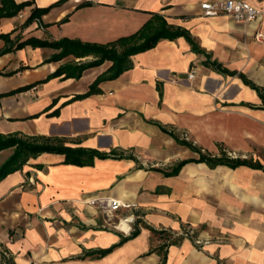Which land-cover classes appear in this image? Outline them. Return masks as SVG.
<instances>
[{
    "label": "crops",
    "instance_id": "1",
    "mask_svg": "<svg viewBox=\"0 0 264 264\" xmlns=\"http://www.w3.org/2000/svg\"><path fill=\"white\" fill-rule=\"evenodd\" d=\"M13 1L30 4L0 19V36L9 35L12 47L30 38L105 45L159 15L187 31L200 52L184 37L161 39L131 56V69L82 98L111 62L78 79L41 83L58 68L93 57L54 61L60 50L30 45L0 55V135L106 155L79 166L44 152L5 176L0 251L15 264H264L263 171L188 162L167 175L200 156L181 140L202 153L225 151L264 165L261 99L239 76L210 66L215 61L264 89V19L242 24L227 15L205 17L200 5L216 0ZM246 1L264 10V0ZM6 46L0 37V52ZM13 150L0 151V166ZM102 198L128 206L106 216L90 204ZM137 220L135 238L95 257L129 236ZM186 229L207 243L195 246L182 236Z\"/></svg>",
    "mask_w": 264,
    "mask_h": 264
},
{
    "label": "trees",
    "instance_id": "2",
    "mask_svg": "<svg viewBox=\"0 0 264 264\" xmlns=\"http://www.w3.org/2000/svg\"><path fill=\"white\" fill-rule=\"evenodd\" d=\"M30 4L29 1L16 4L13 0H0V19L10 18L16 16L24 7ZM47 9H42L39 11H32L31 15L27 21H33L37 18V12L42 13ZM4 39L6 47L0 52V55L4 53L11 52L16 49H21L26 45L32 47H48L55 50H60V52L53 56L54 61L60 60L65 56L73 55L75 58H85L92 56L93 60L88 62H80L79 64H68L58 68L54 73L49 75L41 83H45L48 80L60 77L63 75L64 79L74 78L78 79L82 72L102 65L105 61L111 62L110 67L101 75H99L94 82L90 85L89 91L77 98L87 97L94 93H98V85L103 81L113 80L119 77L123 72L131 69L132 62L131 56L147 51L155 47L161 39L174 40L178 37H184L187 42L191 45L192 49L200 52L196 46L194 40L191 38L189 33L182 29H174L169 26L166 21L159 15H152L151 18L133 35L120 38L114 42H110L105 45L97 44H84L79 41L61 39L54 42L41 41L38 39L30 38L24 42L17 44L15 47L10 46L9 35H1ZM211 67L217 71L234 76L237 75L243 81V83L249 86L251 89L255 90L261 99V108L264 110V89L255 85L253 82L248 80L245 75L237 72L228 71L221 66V64L213 61L210 64ZM30 88V86L20 88L18 91H24ZM181 145L189 147L191 150L199 153V158L197 160H186L182 161L175 167L168 176L176 175L181 167L188 162H202L208 165L210 168L216 166H226L228 168L234 169L239 166H247L252 169L261 170L264 172V165H262L258 160L254 161L252 158H230L225 152L220 151L219 155H211L202 153L199 148L195 147L192 143L185 140L180 141ZM13 148V153L10 157L0 166V181L8 174L20 170L23 165L27 163L30 158H35L41 153H58L65 155V163H70L74 165H85L91 164V159L93 157H98L100 159L105 158L106 155L93 150L84 149H71L60 145H52L49 143H38L35 140H29L17 137L16 135H0V151ZM84 157L89 158L87 163H84L82 159ZM140 223L139 220L136 221L135 226L129 236L122 238L121 241L111 246L107 249H101L96 252L97 258L104 257L110 253L115 247L121 245L122 243L135 238L139 234V229L136 227ZM160 235H164V238L169 237L168 234L159 232ZM164 246L160 249L162 250ZM0 264H15L10 256H7L4 251H0Z\"/></svg>",
    "mask_w": 264,
    "mask_h": 264
},
{
    "label": "built area",
    "instance_id": "3",
    "mask_svg": "<svg viewBox=\"0 0 264 264\" xmlns=\"http://www.w3.org/2000/svg\"><path fill=\"white\" fill-rule=\"evenodd\" d=\"M200 9L205 17H216L220 15L230 16L235 22L242 24L260 23L264 19V10L253 7L246 0H216L213 2H204L200 5ZM261 34L257 33L256 38H261ZM189 79L194 77V71L187 75ZM230 158H236L233 153L225 152ZM91 205H97L106 216H111L119 207H127L128 205H121L119 201L102 198L98 200H91ZM182 236L193 238L195 246H203L207 243V239L195 238L192 230L186 229Z\"/></svg>",
    "mask_w": 264,
    "mask_h": 264
},
{
    "label": "rangeland",
    "instance_id": "4",
    "mask_svg": "<svg viewBox=\"0 0 264 264\" xmlns=\"http://www.w3.org/2000/svg\"><path fill=\"white\" fill-rule=\"evenodd\" d=\"M225 152V151H224ZM259 156H261V159L264 161V152L263 153H260L259 154ZM135 223H136V221H135ZM169 235V237L168 238H173L174 236L173 235H171V234H168ZM186 238H189V237H186Z\"/></svg>",
    "mask_w": 264,
    "mask_h": 264
},
{
    "label": "bare ground",
    "instance_id": "5",
    "mask_svg": "<svg viewBox=\"0 0 264 264\" xmlns=\"http://www.w3.org/2000/svg\"><path fill=\"white\" fill-rule=\"evenodd\" d=\"M121 227L124 228L126 230V226L123 225V223H121Z\"/></svg>",
    "mask_w": 264,
    "mask_h": 264
}]
</instances>
